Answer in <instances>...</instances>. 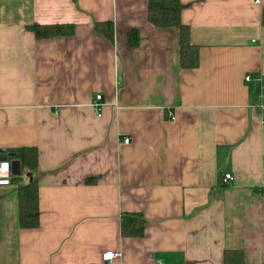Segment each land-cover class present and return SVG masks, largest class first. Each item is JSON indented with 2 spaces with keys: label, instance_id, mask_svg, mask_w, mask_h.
Segmentation results:
<instances>
[{
  "label": "crops",
  "instance_id": "obj_1",
  "mask_svg": "<svg viewBox=\"0 0 264 264\" xmlns=\"http://www.w3.org/2000/svg\"><path fill=\"white\" fill-rule=\"evenodd\" d=\"M257 1L181 0L200 53L186 68L180 28L153 25L149 0H0V159L13 169L0 264H106L107 251L113 264H264ZM35 24L75 31L37 38ZM27 146L36 167L22 165ZM33 178L40 225L22 228L18 189ZM123 214L145 218L141 235L122 234Z\"/></svg>",
  "mask_w": 264,
  "mask_h": 264
},
{
  "label": "trees",
  "instance_id": "obj_2",
  "mask_svg": "<svg viewBox=\"0 0 264 264\" xmlns=\"http://www.w3.org/2000/svg\"><path fill=\"white\" fill-rule=\"evenodd\" d=\"M181 0H149L148 18L156 26H177L180 28V58L181 64L186 68L197 67L200 62L199 47L192 43L190 28L181 21V11L184 8ZM264 23V11H263ZM106 26V27H104ZM37 38H48L64 34H73V24H35L29 27ZM96 30L106 34L114 40L113 23H96ZM140 42L138 29L128 32V43L137 46ZM39 153L35 146H27L22 150L21 161L24 167H36L38 165ZM19 200V225L22 228H35L40 225V201L39 182L33 178L30 182L23 184L18 189ZM122 234L125 236L141 235L146 223L141 214H123L121 219ZM229 252H226V259Z\"/></svg>",
  "mask_w": 264,
  "mask_h": 264
},
{
  "label": "built area",
  "instance_id": "obj_3",
  "mask_svg": "<svg viewBox=\"0 0 264 264\" xmlns=\"http://www.w3.org/2000/svg\"><path fill=\"white\" fill-rule=\"evenodd\" d=\"M257 2H260L259 0ZM259 81V90H258V107L261 109L263 122H264V81L262 75L257 76ZM253 79L252 74H247L246 80L251 81ZM102 99V94H98L96 100L93 103V106L95 107L96 111L100 115L102 106L104 103H102L100 100ZM128 141V139H126ZM4 163H7L9 165L6 172L3 171L2 168H0V186H7L11 184L12 176H13V169H12V161L9 159H0V165H3ZM234 179L233 175L231 173H226L224 177V182L229 183ZM120 256V253L117 251H107L103 253L102 258L106 264H113L114 259L118 258Z\"/></svg>",
  "mask_w": 264,
  "mask_h": 264
},
{
  "label": "clouds",
  "instance_id": "obj_4",
  "mask_svg": "<svg viewBox=\"0 0 264 264\" xmlns=\"http://www.w3.org/2000/svg\"><path fill=\"white\" fill-rule=\"evenodd\" d=\"M8 167H9V165L7 163H4L3 165H0V168H2L4 172L7 171Z\"/></svg>",
  "mask_w": 264,
  "mask_h": 264
}]
</instances>
